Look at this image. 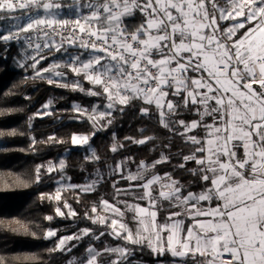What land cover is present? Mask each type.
<instances>
[{"label":"snow or ice","instance_id":"1","mask_svg":"<svg viewBox=\"0 0 264 264\" xmlns=\"http://www.w3.org/2000/svg\"><path fill=\"white\" fill-rule=\"evenodd\" d=\"M64 8L74 15L61 17ZM137 14L140 22L129 28L126 19ZM0 22L7 25L0 43L22 41L30 50L17 61L33 72L25 80L101 101L91 108L72 105L90 133L30 138L32 148L70 142L96 165L84 184L64 183L41 194L57 202L56 216L79 215L64 191H74L80 203L109 178L113 189L111 201L101 197L83 214L97 229L59 236L45 231L44 239L56 238L50 254L83 246L66 264H144L137 251H147L154 264H264V0H0ZM56 53L68 58L45 66ZM53 105V98L43 103L28 118L29 128L36 116H53ZM133 107L155 120L163 135L140 128L139 137L124 140L158 155H128L104 173L90 141L113 124V113ZM17 135L0 131V137ZM176 140L181 143L173 151ZM113 141V154L126 147L115 134ZM164 165L170 170L162 172ZM66 168L63 159L38 165L33 182L58 169L65 179ZM9 223L35 237L21 221ZM15 259L28 264L36 257ZM0 264L8 262L0 257Z\"/></svg>","mask_w":264,"mask_h":264},{"label":"trees","instance_id":"2","mask_svg":"<svg viewBox=\"0 0 264 264\" xmlns=\"http://www.w3.org/2000/svg\"><path fill=\"white\" fill-rule=\"evenodd\" d=\"M59 15L63 18H71L74 13L64 8L59 11ZM139 22V14L126 19L129 28H133ZM29 52L30 50L23 42H11L7 47L0 43V113H2L0 114V131L7 133L15 130L18 133L15 137H0V221L4 222L0 224V257H4L8 264H19L15 258L23 256L36 257L35 261H30L28 264H66L72 255L83 252V246L74 249L73 253L68 255L50 254L48 249L53 247V241L56 238L44 239L45 231L49 228L55 229L59 236L71 235L86 227L97 229L96 225H92L90 221L83 218V214L101 197L112 200L111 178L108 182L101 184L97 192L84 195L80 203L76 202L74 191H64L63 197L79 215L68 218L56 216L54 209L57 202L41 200V194L55 193L60 184L64 183L84 184L95 172L96 165L84 159L85 155H88L85 149L73 146L70 142L37 144L35 148H32L30 138L34 136L38 140H45L49 135H55L67 140L73 133H90L92 131L90 123L75 119L76 113L72 111V105L78 103L83 107L91 108L94 104H100L101 101L96 97H87L79 92L50 86L40 80H25V77L33 75V72L30 68L19 67L17 61L23 60ZM67 58L66 54L62 56L56 53L44 63L46 66L53 60ZM68 79H75V77L69 73ZM84 87L91 86L85 82ZM26 96L29 98L25 99ZM50 98L54 99L55 114L42 118L36 116L32 120V127L29 128L28 118ZM113 116L115 117L113 124L106 130L97 132L90 141L102 158L99 164L102 172L107 173L108 165H114L128 155L137 160H151L154 155H158V153H149L146 146L133 145L124 140L126 136L139 137L140 128H146L148 135L162 136L163 130L156 126L155 120L149 122L141 118L138 115V107L128 108L123 114L113 113ZM113 134L126 145L116 154L109 151L114 142ZM180 143L179 140L175 141L173 151L178 150ZM184 150L187 151V149ZM61 159L67 164L64 175L66 178L70 177V180L62 179L58 169L50 175H42L40 183L33 182L36 166L45 165L46 168L49 161L55 164ZM133 170H135L134 166ZM160 170L163 172L170 169L164 165ZM43 171L42 169V173ZM17 178L24 181L27 186L19 184ZM5 183L9 186L5 187ZM121 186L126 187L124 182H121ZM193 188L198 190L197 186ZM60 206L67 213L68 210L63 209L62 202ZM46 216H52L53 220H46ZM16 220L26 225L30 233H35V237L25 234L22 228L19 231H13L20 226L9 222ZM103 239L112 245L116 243L110 237ZM136 259H142L144 264H154V258L147 251L143 254L137 251Z\"/></svg>","mask_w":264,"mask_h":264},{"label":"rangeland","instance_id":"3","mask_svg":"<svg viewBox=\"0 0 264 264\" xmlns=\"http://www.w3.org/2000/svg\"><path fill=\"white\" fill-rule=\"evenodd\" d=\"M7 25L4 24V22H0V29H3L4 27H6ZM144 203V202H141Z\"/></svg>","mask_w":264,"mask_h":264},{"label":"built area","instance_id":"4","mask_svg":"<svg viewBox=\"0 0 264 264\" xmlns=\"http://www.w3.org/2000/svg\"><path fill=\"white\" fill-rule=\"evenodd\" d=\"M22 42V41H21ZM14 43H18V42H14Z\"/></svg>","mask_w":264,"mask_h":264},{"label":"crops","instance_id":"5","mask_svg":"<svg viewBox=\"0 0 264 264\" xmlns=\"http://www.w3.org/2000/svg\"><path fill=\"white\" fill-rule=\"evenodd\" d=\"M59 11H61V10H59ZM255 87V86H254Z\"/></svg>","mask_w":264,"mask_h":264}]
</instances>
